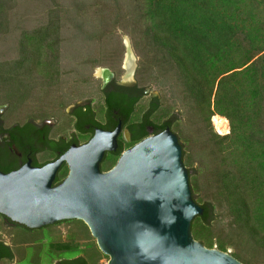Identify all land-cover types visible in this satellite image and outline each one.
<instances>
[{
    "label": "trees",
    "instance_id": "1",
    "mask_svg": "<svg viewBox=\"0 0 264 264\" xmlns=\"http://www.w3.org/2000/svg\"><path fill=\"white\" fill-rule=\"evenodd\" d=\"M13 1L0 0V39L10 33ZM84 8L97 19L94 28L103 29L97 37L105 46L119 26L130 35L140 57L138 79L159 72L179 87L194 135L181 138L169 126L182 145L193 199L204 210L192 223L195 240L226 253L234 245L264 254V0H90ZM63 28L61 11H50L45 25L21 33L18 57L0 62V87L11 107L26 100L32 82H59ZM110 53L111 60L122 56V42ZM215 116L228 121L229 134L215 132ZM121 152L107 153L101 170H111ZM68 173L64 164L56 183ZM223 220L232 236L218 232ZM60 224L73 225L68 241L50 235L52 226L18 224L13 244L20 259L23 248L43 244L52 264H99L106 257L83 221ZM14 254L0 243V264H15ZM232 256L252 264L240 251Z\"/></svg>",
    "mask_w": 264,
    "mask_h": 264
},
{
    "label": "water",
    "instance_id": "2",
    "mask_svg": "<svg viewBox=\"0 0 264 264\" xmlns=\"http://www.w3.org/2000/svg\"><path fill=\"white\" fill-rule=\"evenodd\" d=\"M126 46L129 54L128 38ZM120 128L96 130L88 143L42 168L28 163L0 171V214L32 230L83 221L108 264H243L195 240L192 223L204 210L193 199L182 145L170 129L101 170L105 155L117 150ZM64 164L68 176L53 186Z\"/></svg>",
    "mask_w": 264,
    "mask_h": 264
},
{
    "label": "rangeland",
    "instance_id": "3",
    "mask_svg": "<svg viewBox=\"0 0 264 264\" xmlns=\"http://www.w3.org/2000/svg\"><path fill=\"white\" fill-rule=\"evenodd\" d=\"M89 1L14 0L12 2L9 10L10 33L0 39V62L12 63L18 57L17 41L21 33L25 30H33L45 25L50 11L54 9L61 11L64 28L61 34V77L57 84L47 86L39 82H32V91H30L26 100L19 103L13 101L12 107L7 102L8 99L5 96V92H2L0 87V104H9V112L6 116L8 123H24L29 119H54L61 122L62 126V122L67 124V121H69L70 108L79 103L91 100L93 106L97 109L102 100V76L99 71L109 69L115 73L117 79L127 74L123 68L128 58L127 38L130 41L132 53L138 66L140 57L134 48L132 38L121 26L115 29L112 37L107 40L111 42V45L105 46L107 42L105 40L102 42L98 39L97 36L101 35L103 29L97 31L94 28L99 23L96 18L85 10L84 4ZM90 34L95 36H90ZM118 42H122L124 53L122 56L118 55L115 60H111L110 58L114 57L115 53L111 55L110 52L114 50L115 44ZM136 79L142 87L147 88L149 91L150 96L145 98V100L151 99V96H156L160 103V115L167 117L171 115L177 135L181 136V138L194 135L188 122L186 106L182 102L179 87L174 79L165 77L159 72H155L150 76L147 75L143 79H138L136 75ZM212 125L215 132L219 135L225 136L229 134L218 132L213 124V118ZM50 226L52 227L49 229V234L60 241H68L70 232L74 231L71 224H60L57 226L54 224ZM218 229V232L225 231L230 236L233 235L228 232L227 220H223ZM232 238L235 239L234 236ZM15 239V230L8 229L0 223V240L11 244L14 243ZM12 248L15 253V264H52L50 260L52 254L49 253L47 244L23 248L21 250L23 254L21 259L14 244ZM214 248L217 249V246L215 245ZM238 251L242 252L243 258L252 264H264V254L259 251H254L251 247L242 248L229 245V254L232 255ZM67 254L69 255V253ZM108 261V256L102 257L99 264H108ZM1 264L10 263L4 261Z\"/></svg>",
    "mask_w": 264,
    "mask_h": 264
},
{
    "label": "flooded vegetation",
    "instance_id": "4",
    "mask_svg": "<svg viewBox=\"0 0 264 264\" xmlns=\"http://www.w3.org/2000/svg\"><path fill=\"white\" fill-rule=\"evenodd\" d=\"M130 62V69H127L126 62L124 63L123 68L127 74L120 79L109 69H104L101 77V104L95 109L93 102L89 100L71 107L69 121L67 124L62 122V126L61 122L54 119H29L24 123H8L6 116L9 104H0V171L9 174L28 163H31L32 167L42 168L58 160L73 146L79 147L88 143L98 129L114 132L121 126L117 137L118 147L114 152L121 150L120 157L143 140L159 135L167 129L171 130V115H160V103L156 96L145 100L150 96L149 91L136 79L138 66L135 58ZM109 103L115 105L113 111L109 108ZM97 123L107 128H99ZM52 154L57 158H52ZM60 183H56L55 179L53 186ZM0 223L8 229H18V224L7 220L1 214ZM0 243L13 251V243L3 240H0Z\"/></svg>",
    "mask_w": 264,
    "mask_h": 264
},
{
    "label": "bare ground",
    "instance_id": "5",
    "mask_svg": "<svg viewBox=\"0 0 264 264\" xmlns=\"http://www.w3.org/2000/svg\"><path fill=\"white\" fill-rule=\"evenodd\" d=\"M134 58L135 57H134L133 53L132 52H129V55H128V58H127V61H126V68L127 69H130L131 68L132 65H131V62L130 61H131V59L133 60ZM134 67H135V65H134ZM133 70H134V68H133ZM102 72H103V70L102 71H99V73L101 74V76H102ZM130 73H132V70H131ZM213 124H214L216 130L218 132H220L221 134H227V133H229L228 121L225 118H222L220 116H215V117H213Z\"/></svg>",
    "mask_w": 264,
    "mask_h": 264
}]
</instances>
